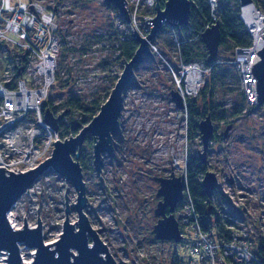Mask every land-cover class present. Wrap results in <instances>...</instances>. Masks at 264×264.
<instances>
[{"label": "rangeland", "instance_id": "374dc122", "mask_svg": "<svg viewBox=\"0 0 264 264\" xmlns=\"http://www.w3.org/2000/svg\"><path fill=\"white\" fill-rule=\"evenodd\" d=\"M37 1L48 9H57L59 17L62 54L57 84L50 93L53 105L64 110L65 101L77 97L87 104L97 99L103 106L125 66L117 50L119 29L115 25L113 10L104 0ZM164 29L168 38H179V33H169L168 26ZM159 42L156 41V46L160 54L145 59L124 94L120 118L122 130L114 134V155L103 154L100 176L105 187L94 165V137L89 136L91 140L87 139L82 147L88 155L85 165L80 161L88 191L85 213L117 264H175L176 254L179 258L187 255L185 243H161L151 233L157 223L154 210L158 203L159 184L156 178H170L172 172L176 177H183L187 170L186 159L200 156L204 147L202 135L192 136L188 132V111L177 108L171 100V92H179L171 70L177 62L173 51L165 56L162 54ZM221 52L222 48L219 64L226 65L229 77L223 82L226 89L218 93L219 103L223 102L224 106L215 112L214 131L222 136L229 126L232 128L226 139L211 142L207 153L208 171L215 173L219 182L232 179L234 187L239 186V182L256 199H263L264 106L255 111L244 107L238 116L233 115V108L240 107L238 99H243L242 88L235 67L228 64L234 56L225 61L228 59ZM208 73L209 70L203 76L198 94L190 98L198 97L207 85ZM232 89L234 92L231 93ZM223 111L227 112L225 120L221 119ZM80 119L77 113H71L63 124L69 129ZM82 129L80 127L78 134ZM40 136L53 144L60 138L59 132L55 135L51 128ZM66 137L68 140L75 135L70 133ZM28 191L13 208L11 225L15 229L24 228L26 218L27 226L35 228L40 215L45 242L58 241L67 214L71 224L78 221L75 210L78 193L72 182L65 181L61 174L50 168ZM35 253V250L21 245V257L23 255L25 263L30 264ZM3 258L7 260V255L2 253L0 259Z\"/></svg>", "mask_w": 264, "mask_h": 264}, {"label": "built area", "instance_id": "2783aa9c", "mask_svg": "<svg viewBox=\"0 0 264 264\" xmlns=\"http://www.w3.org/2000/svg\"><path fill=\"white\" fill-rule=\"evenodd\" d=\"M125 1L130 21L127 22L118 11L114 14L119 41L131 36L135 39V31L146 38L153 29L148 21H153L157 15L156 0ZM208 3L212 11L211 23L205 30L218 23L219 1L208 0ZM240 10L251 44L235 48L234 59L228 64L236 69L247 106L255 109L258 105L257 78L252 69L261 60L258 52L264 49V24L260 29L262 39L256 40L249 23L242 17V6ZM259 12L264 23V14ZM58 18L57 9H48L37 0H0V168H6L8 172L27 173L34 170L54 151L53 141L45 142L40 133L48 128L53 131L45 124L42 104L57 84L62 54ZM170 29L175 35L179 32L176 28ZM155 41L150 43L151 51L160 54ZM174 42L177 45L174 51L177 68L172 67L171 70L184 100L181 110L187 112V101L198 94L208 69L201 61L184 63L181 56L183 42L178 36H175ZM190 82H194L191 93L188 88ZM189 160L186 159V165ZM183 179L184 199L177 218L187 255L178 258L176 264H259L254 247L257 240L264 237V198L256 199L239 182V186L234 187L232 179H225L223 183L218 180L221 198L216 197L214 201L216 216L223 220L225 229L230 232L227 240L218 239L216 231L203 229L196 200L188 187L186 171ZM11 214L12 211L8 216L13 224Z\"/></svg>", "mask_w": 264, "mask_h": 264}, {"label": "water", "instance_id": "95a60500", "mask_svg": "<svg viewBox=\"0 0 264 264\" xmlns=\"http://www.w3.org/2000/svg\"><path fill=\"white\" fill-rule=\"evenodd\" d=\"M158 1V0H156ZM219 0H217L218 3ZM108 7H114L127 22L131 16L126 8L125 0H104ZM164 8L157 2L156 17L149 24L153 26L149 36L146 38L139 35L136 31L133 33L138 43V50L129 62H124V70L118 79L116 86L112 90L110 98L101 107L99 115L91 123L84 127L78 135L68 140L58 139L54 143L52 156L38 168L29 170L27 173H13L0 168V254L7 255L8 264H27L21 257V245L35 250L34 260L30 264H117L115 258L111 256L108 245L101 240L100 235L90 224L85 209L87 202V183L84 180L83 169L80 164L81 149L89 136L94 137V165L97 170L102 185L105 182L101 178L103 165V154L110 157L114 155L115 146L114 134L121 132L122 127L120 118L124 107L125 92L133 83L136 76V68L144 64L146 58H152L150 43L157 39L158 34L165 26L181 30L190 23L192 2L190 0H167ZM242 9H244L243 19L249 23L250 31H253L255 39H262L260 27L263 15L254 8L253 0H240ZM222 32H220L219 23L205 30L201 37L202 44L205 45L209 55L208 62L213 63L219 57L221 47ZM261 60L254 65L253 75L257 78V108L264 106V49L258 52ZM171 100L177 108H184V100L177 91L171 92ZM60 117L54 116L50 109L44 114L46 125L53 128L55 135L59 132L58 123ZM232 126L226 129L224 137L226 138ZM199 132L202 135L204 145L199 156L203 164H207L208 150L211 140L215 134L214 121L210 116L201 120ZM52 168L59 175L61 174L65 181L72 182L75 191L78 193L75 210L78 214V221L71 224L69 215L68 196L66 194V214L61 238L47 244L43 237V226L41 224L38 210L37 227L27 226L25 218L24 228L15 229L10 222L8 214L16 206L17 202L37 183L38 179ZM160 190L158 197H163L157 208L155 215L159 218L152 233L158 242H170L181 244L182 231L180 221L177 218V206L182 202L184 192L183 177H176L172 172L170 178L159 177ZM218 184V176L212 172H206L203 179V187L209 198H213ZM67 192V191H66ZM169 208V213L167 209ZM222 264H225L222 262Z\"/></svg>", "mask_w": 264, "mask_h": 264}, {"label": "trees", "instance_id": "16d2710c", "mask_svg": "<svg viewBox=\"0 0 264 264\" xmlns=\"http://www.w3.org/2000/svg\"><path fill=\"white\" fill-rule=\"evenodd\" d=\"M167 0H158L162 9L164 8ZM192 2L191 7V17L189 25L186 28L179 30V41L183 42L181 44V56L184 63H190L194 61H201L204 66L209 70L207 76L209 80L207 85L200 91L198 97L189 98L187 101L188 110V132L193 136L194 134L201 137L199 132V124L201 120L210 116L212 120L215 119V112L221 111L224 103H219L218 93L221 90H225L224 81L229 77V72L226 65L220 63L219 57L213 63L208 62V53L206 47L201 42V37L205 31L206 26L211 22V10L208 0H190ZM256 8L264 12V0H253ZM241 2L240 0H219L218 3V23L220 25V32H222L221 47L223 52L221 54L225 55V58L229 61L231 57L234 56V50L237 47L248 46L250 42V34L246 29V26L240 18ZM113 14L117 12L116 8L111 7ZM169 33L172 32L168 27ZM119 33V32H118ZM117 33V34H118ZM166 29L162 30L156 39L159 42L160 50L165 56L167 52H174L177 45L174 42V38H168L166 35ZM164 35V36H163ZM119 58L124 62H129L138 50V43L131 36V38L125 41H119L117 37ZM155 41V42H156ZM153 54L152 57H154ZM220 55V54H219ZM173 67L177 68L176 65ZM139 68H136V71ZM59 73V72H58ZM58 76V74H57ZM59 80V79H58ZM57 81V78H56ZM54 89V88H53ZM228 92V90H227ZM234 92V90H230ZM228 92V93H230ZM107 95V94H106ZM241 97L238 99L239 106L233 108V115L238 116L240 114L239 110L241 108H248L246 97L243 96L241 92ZM52 95L42 104V116H44L47 109H50L54 116L60 117L58 127L59 136L61 140H66V136L70 133L75 136L78 134L80 127L84 128L88 126L94 117L97 115L98 111L101 110L102 104L98 103L97 99L90 101L89 104L82 102L77 97H69L64 103V110L59 109L60 107H55L52 103ZM251 111L255 109L249 108ZM62 110V113H59ZM70 112V113H69ZM77 113L80 116V121L74 123L69 127V129L64 126L63 121L66 119L68 114ZM226 111H223L221 119L225 120ZM215 121V120H214ZM45 130H43V133ZM222 136L214 134L212 141L216 139H226ZM89 139V138H88ZM91 139H89L90 141ZM93 141H91L92 143ZM93 145V144H92ZM80 161L85 165L88 161V155L85 154V148L81 150ZM186 176L188 178V187L190 188L192 197L196 200V209L199 213V219L201 220L203 229L211 232L216 231L218 239L227 240L230 237L229 230L225 229V223L219 217H217V209L214 207V201L216 197L221 198L219 188H217L213 198H209L206 194L205 187H203V179L206 172H208V164H203L199 156H191L187 163ZM180 209V208H179ZM179 212V210L177 211ZM178 216V213H177ZM254 250L257 254L259 264H264V237H260L257 240ZM178 255L176 254V263L178 261ZM175 263V264H176Z\"/></svg>", "mask_w": 264, "mask_h": 264}, {"label": "flooded vegetation", "instance_id": "af4514ba", "mask_svg": "<svg viewBox=\"0 0 264 264\" xmlns=\"http://www.w3.org/2000/svg\"><path fill=\"white\" fill-rule=\"evenodd\" d=\"M87 139H88V138H87ZM82 147H83V146H82ZM81 150H82V149H81ZM80 156H81V155H80ZM79 159H80V158H79ZM164 178H167V177H164ZM158 179H159V178H156L157 182H158ZM158 184H159V186H160V183H159V182H158ZM159 190H160V188H159ZM159 190H158V192L156 193V199L158 200L157 206H158V204L160 203V201L163 200V197H162V196H160V198L158 197ZM182 201H183V200H182ZM181 206H182V202H181L180 204H178L176 210H177V211H178V210L180 211L181 209H179V208H181ZM156 208H157V207H156ZM155 211H156V210H154V214H155ZM169 211H170V210H169V208H168V209H167V212L169 213ZM177 213H178V212H177ZM155 216H156V215H155ZM156 218H157L156 221H157V223H158V219H159V218H158L157 216H156ZM157 223H156V224H157ZM156 224H155V225H156ZM154 227H155V226H154ZM153 229H154V228H153ZM152 231H153V230H152ZM152 231H151V233H152ZM152 234H153V233H152ZM153 236H154V234H153ZM154 238H155V237H154ZM155 240H156V239H155Z\"/></svg>", "mask_w": 264, "mask_h": 264}, {"label": "bare ground", "instance_id": "6f19581e", "mask_svg": "<svg viewBox=\"0 0 264 264\" xmlns=\"http://www.w3.org/2000/svg\"><path fill=\"white\" fill-rule=\"evenodd\" d=\"M256 9V8H255ZM256 11H259L258 9H256ZM264 23H262L261 24V27H262V25H263ZM261 27H260V29H261ZM263 29H264V25H263ZM194 82H190L189 83V86H188V88H189V93H191V91H194ZM187 95V94H186ZM49 132H50V129H49ZM178 165V164H177ZM2 166V164H0V167ZM179 167V166H178ZM11 216H12V214H11ZM13 217V216H12ZM7 264V261L5 260V258H3V259H0V264Z\"/></svg>", "mask_w": 264, "mask_h": 264}]
</instances>
